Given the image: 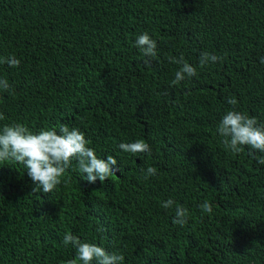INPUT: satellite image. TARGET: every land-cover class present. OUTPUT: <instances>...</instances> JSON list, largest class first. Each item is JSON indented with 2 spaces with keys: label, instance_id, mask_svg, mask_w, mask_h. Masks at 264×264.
Listing matches in <instances>:
<instances>
[{
  "label": "trees",
  "instance_id": "16d2710c",
  "mask_svg": "<svg viewBox=\"0 0 264 264\" xmlns=\"http://www.w3.org/2000/svg\"><path fill=\"white\" fill-rule=\"evenodd\" d=\"M144 32L151 68L134 47ZM205 51L223 59L201 68ZM181 53L197 75L171 85L167 57ZM11 55L0 128H78L118 163L89 184L73 161L67 183L33 194L23 165L0 162V264H64L76 255L65 233L124 264H264V153L226 151L216 132L229 96L264 123V0H0V58ZM137 140L150 155L118 147ZM170 198L190 213L183 227L161 207Z\"/></svg>",
  "mask_w": 264,
  "mask_h": 264
},
{
  "label": "clouds",
  "instance_id": "9594fccd",
  "mask_svg": "<svg viewBox=\"0 0 264 264\" xmlns=\"http://www.w3.org/2000/svg\"><path fill=\"white\" fill-rule=\"evenodd\" d=\"M134 47L141 56L145 67L151 68L153 60L157 59V42L152 39L147 32L136 37ZM168 61L178 65L175 78L171 85H177L186 78L197 75L196 67L190 65L181 53L177 58L169 55ZM223 58L208 52H202L199 57V67L204 68L209 64H215ZM21 61L14 55L0 58V64H7L11 68H18ZM260 63L264 64V57L260 58ZM0 91L14 95L6 78H0ZM226 103L233 106L232 110L221 118L217 125L216 132L222 138V144L226 151L239 154L248 148L249 155L254 152L264 153V123H259L255 116L235 110L237 100L234 96H229ZM5 116L0 113V120ZM85 134L78 128H69L60 125L59 130L41 129L34 133L27 126L20 123L4 125L0 128V162H13L23 165L27 176L31 179L34 187L33 194L43 192L52 193L62 182L64 174L75 161L77 168L86 178L89 184H94L97 179L102 183L114 174V167L117 166V159L107 156L104 160L99 158L95 150L88 145ZM119 149L124 153L132 155L151 153L150 145L144 140H137L131 143H120ZM254 158L261 165H264V157ZM116 171H119L116 168ZM145 179L157 175L155 167H148ZM174 208L172 223L183 227L187 224L190 213L183 205H178L171 198L161 203L164 209ZM204 213H212V205L208 201L199 205ZM62 244L65 247L71 246L75 249V257L67 260L64 264H124V256L118 252H108L104 247L95 243L82 242L80 238L71 233H65Z\"/></svg>",
  "mask_w": 264,
  "mask_h": 264
}]
</instances>
